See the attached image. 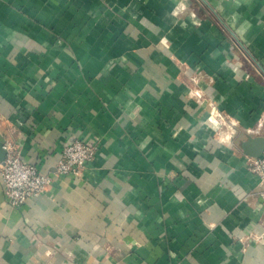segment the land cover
Listing matches in <instances>:
<instances>
[{"label": "crops", "instance_id": "crops-1", "mask_svg": "<svg viewBox=\"0 0 264 264\" xmlns=\"http://www.w3.org/2000/svg\"><path fill=\"white\" fill-rule=\"evenodd\" d=\"M0 135L53 175L0 264H264V0H0Z\"/></svg>", "mask_w": 264, "mask_h": 264}, {"label": "built area", "instance_id": "built-area-1", "mask_svg": "<svg viewBox=\"0 0 264 264\" xmlns=\"http://www.w3.org/2000/svg\"><path fill=\"white\" fill-rule=\"evenodd\" d=\"M4 148L6 155L0 162V178L4 184L6 201L12 207H18L43 194L51 185L53 175L27 162L18 144L8 142ZM98 148V144L78 138L69 141L61 151L55 175L82 176L87 165L95 159ZM246 163L258 175L260 183L264 184V151L257 157L247 155Z\"/></svg>", "mask_w": 264, "mask_h": 264}, {"label": "water", "instance_id": "water-1", "mask_svg": "<svg viewBox=\"0 0 264 264\" xmlns=\"http://www.w3.org/2000/svg\"><path fill=\"white\" fill-rule=\"evenodd\" d=\"M5 137L0 135V162L4 160L6 150L4 148ZM243 151L246 155L257 157L264 151V135L249 136L243 142Z\"/></svg>", "mask_w": 264, "mask_h": 264}]
</instances>
